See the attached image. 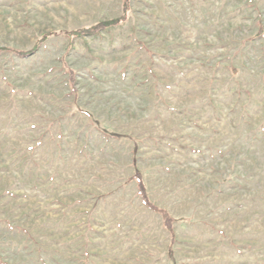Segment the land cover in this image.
Returning a JSON list of instances; mask_svg holds the SVG:
<instances>
[{
	"label": "rangeland",
	"instance_id": "374dc122",
	"mask_svg": "<svg viewBox=\"0 0 264 264\" xmlns=\"http://www.w3.org/2000/svg\"><path fill=\"white\" fill-rule=\"evenodd\" d=\"M0 264H264V0H0Z\"/></svg>",
	"mask_w": 264,
	"mask_h": 264
},
{
	"label": "trees",
	"instance_id": "16d2710c",
	"mask_svg": "<svg viewBox=\"0 0 264 264\" xmlns=\"http://www.w3.org/2000/svg\"><path fill=\"white\" fill-rule=\"evenodd\" d=\"M125 3H126V6L128 8L129 0H125ZM119 21H120V19H113L110 21H100V22H98L92 26L84 27L81 29L69 30V31H66V33L71 38L76 36V35L87 34L89 32L90 33H98L101 29L105 28V26H107L108 24L116 23ZM12 50L17 52L19 55H23V56H25L31 52V51H23V50H19V49H15V48H12ZM68 70H69V74H70V79H69L70 86L74 90V92L77 93V88L75 85V77H76L75 71L70 67H68ZM114 134L117 135L116 133H114ZM129 179L130 180L134 179L136 181L137 186H138V191L141 194L143 201L147 204L148 207L152 208L153 210H155L156 212H159L162 215L164 226L167 227L168 229H170L171 234L174 237L175 232L173 229V221L175 220V218L169 213V211L166 208L160 207V206L156 205L153 201H151V199L148 196V192L146 190V185L143 181V178H142L140 171L136 170L134 172V174ZM170 254H171V252H170Z\"/></svg>",
	"mask_w": 264,
	"mask_h": 264
}]
</instances>
